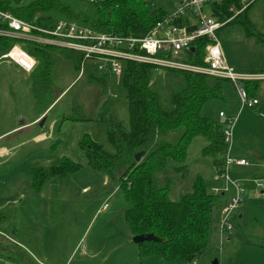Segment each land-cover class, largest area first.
<instances>
[{"label":"rangeland","instance_id":"1","mask_svg":"<svg viewBox=\"0 0 264 264\" xmlns=\"http://www.w3.org/2000/svg\"><path fill=\"white\" fill-rule=\"evenodd\" d=\"M63 1L75 10L82 4L81 0ZM145 2L148 8L162 9L167 15L177 11L178 0ZM247 15L255 30L264 35V0L254 1ZM41 16L50 18L49 22L68 19L56 10ZM218 38L224 59L235 72L264 71V45L256 38L245 36L235 25L227 26ZM48 51L53 56L50 83L42 79L41 68L27 74L0 59V243L7 246L0 249V264H168L155 255H138L139 246L132 241L124 220V196L116 178L91 168L80 146L89 139L114 153L107 138L109 122L120 123L128 131L123 75L101 72L103 88L88 82L89 64L78 76L79 52L56 46H48ZM208 81L216 83L213 77ZM182 85L181 76L174 71L154 68L151 72L150 86L166 109H171L170 93ZM222 90L224 98L206 101L200 113L217 122L235 117L232 147L237 152L250 151L246 156L249 166L229 174L243 183L244 202L229 216L231 230L220 237L222 209L233 188L228 182L220 185L213 170L200 163L198 151L203 141L195 138L188 157L202 168L208 192L228 186L211 213L209 247L196 264H212L215 259L220 260L217 264H264V188L255 185L256 181L264 183V161L254 155L256 150L264 155V80L255 91L258 103L254 107H241L237 87L230 80L222 81ZM42 111L37 122L23 130L13 129ZM220 111L224 117L219 116ZM62 157L79 163L78 170L46 180L40 189L33 187L29 170L56 165ZM190 182L189 177L175 179L169 197L177 199ZM174 264L187 263L177 260Z\"/></svg>","mask_w":264,"mask_h":264},{"label":"trees","instance_id":"2","mask_svg":"<svg viewBox=\"0 0 264 264\" xmlns=\"http://www.w3.org/2000/svg\"><path fill=\"white\" fill-rule=\"evenodd\" d=\"M79 10L63 0H0V10L9 12L16 18L35 21L40 25L53 24L43 12L56 10L70 20L85 24L97 32L120 36L142 37L167 13L162 9L148 8L145 0H81ZM217 20L231 17L227 2L217 6ZM250 6L224 23L217 31L218 37L227 26H238L247 37L253 36L264 45V35L257 32L247 11ZM0 27H6L0 23ZM205 39L193 42L194 52L187 51V61L205 65L202 48ZM14 40L0 36V55L8 51ZM25 49L36 60L32 73L41 68L40 75L50 83L53 56L48 47L26 43ZM82 56L76 67L80 70ZM155 67L152 64L135 61L122 63L123 85L129 112V129L110 121L107 132L114 153H109L96 141L84 139L80 143L87 164L100 172L116 178L118 189L124 198V220L132 236L152 233L158 240L143 241L138 244L140 257L155 255L168 264L179 260L194 264L209 247L211 213L220 193H209L202 174H191L188 168V149L195 138L202 144L199 156L220 175L225 169V156L228 144L223 131L226 122H217L200 113L203 104L213 98H224L222 81L225 78L213 77L168 69L181 76L183 85L169 96L171 109H166L150 86V75ZM263 72V71H259ZM213 77L215 84L208 80ZM90 83L105 84L100 71L87 69ZM261 80L240 81L247 98H253ZM104 88V87H103ZM65 119V118H64ZM172 136L173 140L165 139ZM143 151L137 161L134 155ZM79 163L62 157L56 165L31 168L28 176L32 185L40 189L45 181L75 172ZM188 178L189 188L175 200L169 197L174 180ZM0 249L7 246L0 243ZM264 248V244L262 245ZM7 250V249H6Z\"/></svg>","mask_w":264,"mask_h":264},{"label":"built area","instance_id":"3","mask_svg":"<svg viewBox=\"0 0 264 264\" xmlns=\"http://www.w3.org/2000/svg\"><path fill=\"white\" fill-rule=\"evenodd\" d=\"M254 1L256 0H178L177 11L166 15L142 37L97 32L85 24L70 19L54 20L50 26L40 25L35 21H25L0 10V23L6 25V27H0V36L14 40L8 51L0 55V59H7L26 72L33 71L36 60L27 53L25 44L21 43L24 42L79 52L82 62L78 76L84 73L88 64L97 71L121 75L122 63L125 61L152 64L157 71L174 69L203 73L233 82L237 87L242 105L253 107L257 100L247 98L245 89L239 82L264 80V73L235 72L223 57L217 31ZM225 2L232 15L224 21H219L215 16V13L217 15V12H220L217 6ZM201 38L206 40L202 48L205 65L189 63L186 52H194L193 42ZM219 115L223 116V113ZM223 135L224 141L230 147L232 119L228 120ZM231 164L247 165L248 161L231 158L228 153L225 156V169L218 176L232 186L233 195L222 209L220 233L231 230L229 216L244 202L243 183L232 180L228 174V166ZM255 185L260 189L264 188L263 182L256 181ZM221 190L227 191L228 186ZM221 190L216 188L214 193L218 194ZM102 208L106 209L107 204L105 203Z\"/></svg>","mask_w":264,"mask_h":264},{"label":"crops","instance_id":"4","mask_svg":"<svg viewBox=\"0 0 264 264\" xmlns=\"http://www.w3.org/2000/svg\"><path fill=\"white\" fill-rule=\"evenodd\" d=\"M224 57V56H223ZM227 62V61H226ZM13 66L14 67H16V68H18V69H20V70H22L18 65H16V64H14L13 63ZM24 71V70H23ZM24 72H26V71H24ZM27 74L28 73H32V71L31 72H26ZM262 73H264V71L262 72ZM238 92V91H237ZM253 98H255V96L253 97ZM258 103V102H257ZM256 103V104H257ZM244 105H241V107H243ZM254 107V106H253ZM222 111H220L219 112V114L221 113ZM223 113V112H222ZM43 114H44V111H42V112H40V114L36 117V118H34L33 120H31V121H28L27 119L26 120H23V121H21L20 123H19V125L18 126H16L15 128H13V129H24L26 126H28L29 124H33V123H35V122H37L38 120H40V118L43 116ZM220 116V115H219ZM225 116V113H223V116H220V117H224ZM231 119H234L235 120V117H228V118H226L225 119V121L227 122L228 120H231ZM12 129V130H13ZM235 136V135H234ZM232 138H233V134H232ZM235 138V137H234ZM264 149V148H263ZM262 149V151H264ZM243 151H239V152H237V151H235L234 150V148L232 147V142H231V145H230V147H229V149H228V155L231 157V158H234V159H246L247 161H248V158H246V156H248L249 154H250V151L249 150H245V149H242ZM261 152H260V150H256L255 152H254V155H255V157L256 158H258V160H263L264 161V155L263 154H260ZM198 154H199V151H198ZM197 156V155H196ZM198 160L200 161V163L201 164H203L204 166H205V168L206 169H212L213 170V174H214V179L215 180H218L219 181V184L221 185L223 182L226 184V181L224 180V179H222L221 177H219L218 176V174H216L215 173V170H214V168L208 163V161L207 160H203V159H201L200 158V156L198 155ZM194 160H191L190 158H189V161H188V168H189V170H190V172H191V174L193 175V174H195V173H200V174H202V168H199L198 166H196V164H194V163H196V162H193ZM264 164V163H263ZM230 166L232 167V169H233V171H231V168H230ZM246 166H249V164H247V165H237V164H231V165H229L228 166V174L230 173V172H234V171H237V169H239V168H241V167H246ZM229 176H230V174H229ZM231 177V176H230ZM233 179H236V178H233ZM247 178H245V180H246ZM191 183V182H190ZM188 185H189V183H188ZM227 185V184H226ZM225 187H227V186H225ZM225 192L226 191H223V190H221V195H225ZM262 193V192H261ZM223 235H224V233H220V237H223ZM76 247H77V245H76ZM83 255H84V253H82ZM216 260V259H215ZM215 260H213V262H212V264H217V263H219L220 262V260L218 261V260H216L217 262L216 263H214V261ZM194 264H196V262L194 263Z\"/></svg>","mask_w":264,"mask_h":264},{"label":"water","instance_id":"5","mask_svg":"<svg viewBox=\"0 0 264 264\" xmlns=\"http://www.w3.org/2000/svg\"><path fill=\"white\" fill-rule=\"evenodd\" d=\"M192 50V49H191ZM143 151H140L138 153H136L134 155L135 157V160H139L140 157L143 155ZM147 240H151V241H156L158 240L157 237L154 236V234L152 233H144V234H139V235H134L132 236V241L136 244H140L142 243L143 241H147ZM217 261L215 260L214 263H216Z\"/></svg>","mask_w":264,"mask_h":264}]
</instances>
